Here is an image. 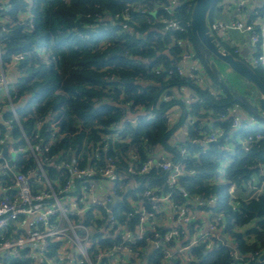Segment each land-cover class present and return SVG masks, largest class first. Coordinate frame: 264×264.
<instances>
[{
  "label": "trees",
  "instance_id": "1",
  "mask_svg": "<svg viewBox=\"0 0 264 264\" xmlns=\"http://www.w3.org/2000/svg\"><path fill=\"white\" fill-rule=\"evenodd\" d=\"M193 1L0 0L2 61L7 62L11 53H23L14 64L10 90L17 121L5 108L2 118L10 120L12 128L0 123V135L23 150L16 154L13 170L2 176V194L13 197V173L35 172L37 162L45 156H53V163L44 162L42 167L54 188L66 180L65 163L75 160L80 166L102 165L111 157L115 173L123 176L114 180L112 213L118 224L133 229L138 202L157 216L143 195L147 183L154 195L170 193L177 204L192 205L191 200L202 198L207 202L203 209L219 213L224 220L222 233L228 242L217 238L199 242L186 252V264H229L233 250L243 256L264 251V187L249 200L239 196L250 190L249 185L258 187L263 181L259 172L264 170V137L252 141L247 150L241 147L243 138L236 139L239 134L245 137L264 131V127L250 124L252 120H264L233 100L223 88L219 87L220 92L210 88V81L217 82L189 31ZM211 10L209 23L214 20ZM172 25L174 30L170 29ZM185 43L192 46L207 78L211 77L208 85L201 86L191 75L174 70ZM252 68L264 82V70ZM246 85L242 92L251 94L253 87ZM184 89L192 94L188 103L177 94ZM236 105L250 114L239 117L242 127L238 129L232 126L237 116L230 113ZM215 127L223 128V132L217 141L207 142ZM182 128L183 141L172 142L174 133ZM51 138L46 151L44 147ZM155 149L161 152L158 161L168 158L181 162L175 185H168L167 174L160 169L137 175L127 171L140 167ZM222 166L225 172L218 178ZM117 182L122 186L117 187ZM231 184L240 192L238 198L230 195ZM41 187L37 182L32 185L35 190ZM90 212L74 218L101 227L107 213L102 210L98 216ZM155 232L164 248H151V240L158 238ZM164 234L155 223L154 230L130 247L142 248L141 257H146L148 264H169V259L179 264L178 254L164 258L163 250L175 243L172 237L166 241ZM91 236L92 261L98 250L119 240L112 230L108 234L97 230ZM58 247V241L51 242L45 256L53 259ZM12 261L28 264L30 259ZM78 264L86 262L80 260ZM101 264L110 263L105 258Z\"/></svg>",
  "mask_w": 264,
  "mask_h": 264
},
{
  "label": "built area",
  "instance_id": "2",
  "mask_svg": "<svg viewBox=\"0 0 264 264\" xmlns=\"http://www.w3.org/2000/svg\"><path fill=\"white\" fill-rule=\"evenodd\" d=\"M227 1L230 3L236 2V8L241 12V9L252 0ZM260 1L262 5H258V7L263 8L262 12L254 11L252 16H246L247 18L245 17L244 19H214L209 23V26L216 34H226L234 30L248 34L253 51L245 58L252 63L253 67H261L264 70V0ZM175 28L174 25L170 26L171 30ZM233 50L235 53L239 52L236 48H233ZM22 55L23 53H11L9 60L4 62L0 54V122L8 129L12 128L11 121L3 119L2 112L8 109L11 111L12 117L17 121L10 90L12 88L14 64L22 58ZM187 67H189L188 72H186ZM174 70L179 74L191 75L194 81L201 86L208 85L206 72L202 64L195 58L193 48L188 43L184 44V50L174 64ZM156 72H159V69H156ZM232 126L236 129L242 127L237 117H233ZM222 132L223 128L215 127L206 141H217L218 136ZM263 137L264 131H257L255 134H248L245 137L239 134L236 139L240 140L243 138L240 142L241 147L247 150L252 141H257ZM2 142L3 139L0 136V144ZM50 142L45 145L44 150H48ZM10 146L8 148L9 152L7 151V154H9L8 159L2 155L0 148V264H14L13 259L25 260V258L30 259L28 264H53V259L45 256L46 251L51 242L66 236L69 231L72 233L70 240L74 243L79 258L75 264H78L80 260H84L86 264H101V261L105 258L110 264H129L131 261L143 258L141 257L142 248L131 249L130 246L141 240L147 232L154 230L156 218L154 214L148 212L144 206L138 208L136 215L141 227L139 232L134 235L129 233L130 230L126 228L125 224H118L116 217L112 213L114 206L113 197L116 192L115 185L102 198L91 196L92 199L88 206L82 207L77 202V198H84L87 194L92 195L94 187H98V190L102 191L105 180L116 184L114 180L118 181L123 178V176H118L115 173L116 165L111 157H107L102 165L89 164L80 166L75 160L65 163L66 180L62 185H57L54 188L46 178L42 167L44 162L50 161V163H53V156H45L42 161L37 162L35 172L27 174L13 173L14 194L13 197H10L1 193L3 189L1 184L2 176L4 173L13 170L15 156L23 150L21 148L16 149L13 145ZM28 148L34 154V150L29 144ZM180 151L186 153L184 148H181ZM8 160H10V164H8ZM151 168L160 169L167 174V183L172 186L175 185L178 175L181 174L182 165L180 161L171 162L168 158L158 161L156 157L151 155L140 167L128 168L127 171L130 174L137 175ZM224 172L225 169L222 166L219 174L222 176ZM97 176H100V178H96ZM34 182L41 184V189H33L32 185ZM117 183V187L122 186L120 182ZM249 188L251 194L245 200L255 197L262 189L260 186L251 185H249ZM77 190H80V194H78ZM229 193L232 197H235V185L231 184L229 186ZM143 195L146 197L150 208L155 211H157L161 201L168 200L171 205L176 223L173 224L170 230V236L165 235L164 239L167 241L172 237L177 241L184 238V243L181 242L176 250L172 251L170 248L163 250V256L166 260L177 254L188 252L192 246L202 241L211 242L217 238L222 242H228L227 237L222 233L224 220L219 213H209V211L203 209L207 202L202 198L196 197L194 201L191 200V203L193 202V204L202 207L201 209L205 212L206 219L196 220L192 218L191 205L186 202L177 204L170 193L154 195L152 188L146 183ZM72 196L76 199L73 200ZM209 204L212 205L213 200H210ZM102 210L107 213V217L104 224L98 228L86 224L83 220L77 221L74 218L76 215L81 216L88 211H93L95 215L100 216ZM198 221H201V223L199 224ZM97 230L105 234L112 230V234L117 236L119 240L109 248L98 250L95 260L92 261L89 246L92 245L93 241L91 235ZM154 236L158 238L151 240V248H164L162 246L163 242L159 238V233L155 232ZM256 256L254 254L243 256L233 250V259L229 264H249L247 259L253 261Z\"/></svg>",
  "mask_w": 264,
  "mask_h": 264
},
{
  "label": "crops",
  "instance_id": "3",
  "mask_svg": "<svg viewBox=\"0 0 264 264\" xmlns=\"http://www.w3.org/2000/svg\"><path fill=\"white\" fill-rule=\"evenodd\" d=\"M230 2L225 0L224 2L220 3L219 5H217V8L215 10V12L212 15V19H221V20H230V19H238L241 18V12L238 11V9H232L229 10L227 7L229 6ZM258 5H262V2L260 0H252L249 3H247L242 9L241 11L244 9L245 10V17L247 16H252L254 14V11H258L262 12L261 7H258ZM240 12V13H239ZM246 17V18H247ZM235 31V30H234ZM238 32L237 36L231 37L227 32V34H220L218 33L219 36H223V46H229V47H233L239 50V52L237 54H240L241 57H247L249 56L252 51H253V47L252 44L250 43L249 40V36L248 34L244 33V32ZM11 80V78H10ZM178 93V92H177ZM189 91L187 89H184L182 91V94L178 93V96H182L184 99H187L188 95H189ZM172 111L177 112V109L173 108ZM231 114H234L235 116L237 115V117L240 118H245V114L238 108L234 109L233 111L230 112ZM127 116H131V113H128ZM1 123V122H0ZM1 136V135H0ZM184 136V132H182V129L179 130L175 135H174V141H181V139ZM5 137V136H4ZM1 138L3 139V142H6V155L5 157L8 159V155L7 151L8 148H10L11 144L9 143L11 141V139L9 137L7 138H3L1 136ZM172 141V142H174ZM2 142V144H3ZM3 147L1 148V152H2ZM9 152V151H8ZM152 155L154 157H158L161 155V152L159 149H155L154 152H152ZM262 174H263V181L261 182V184L259 185L260 187H264V170L261 169ZM221 177V174H218V178ZM96 184V183H94ZM131 184V183H128ZM114 183L113 182H105V185L103 187V190L100 191L98 190V187H94L93 189V193L92 195L87 194L84 198H77V202L82 206H88L90 205L91 199L92 197H98V198H102L103 196H105L106 194H108V192H110V190L114 187ZM107 189V190H106ZM80 191V190H78ZM78 194H80V192H78ZM238 194H240V192H236L235 193V197L238 198ZM251 192H244L241 193V195H239L240 197H244L247 198L248 195H250ZM92 196V197H91ZM132 193L129 194V199H131ZM73 197V196H72ZM73 200H75L76 198H72ZM141 207L140 202H138L137 204V209L134 212V214H137L138 208ZM191 207V213H192V218L198 220V219H206L205 218V212H203V209H201L202 207L197 206L196 204H193L190 206ZM91 215H94L95 212H90ZM155 223L158 224L159 227L164 229V235L170 236V230L173 227V224L176 223V219L173 216V211L171 208V205L169 203L168 200H164L161 201L158 209H157V216L155 218ZM141 227V225H139L138 222H136V220H134V225H133V229H131V231H129V233L131 234H137L139 232V228ZM128 228V226L126 227ZM201 231V230H200ZM203 231V230H202ZM69 233V232H68ZM70 235L67 234L66 236L60 238L59 240H57L59 242V247L57 249V256H55L53 258V264H75V262H78V255H77V251L75 248L74 243L71 242L70 240ZM182 243H184V238L179 239V240H175V243L171 246L170 249H172V251L176 250V248L178 247V245H180ZM180 256V262L179 264H186V262L189 260V256L187 253H183V254H178ZM129 264H148L147 258L143 257V258H139L136 259L134 261H131V263ZM172 264V263H171Z\"/></svg>",
  "mask_w": 264,
  "mask_h": 264
},
{
  "label": "water",
  "instance_id": "4",
  "mask_svg": "<svg viewBox=\"0 0 264 264\" xmlns=\"http://www.w3.org/2000/svg\"><path fill=\"white\" fill-rule=\"evenodd\" d=\"M219 1H193L188 22L191 37L204 63L217 82V84H213L214 89L223 88L232 96L233 100L239 102L259 119L264 120V82L258 77L245 57H240L236 55L237 53L228 50L218 39L219 35L210 29L209 12ZM216 62L225 65L230 71L251 85L254 91L251 94L244 93L230 84ZM2 147L1 153L5 156L6 142H3ZM8 164H10V160H8ZM133 218L138 222L136 214H133ZM251 264H264V251L258 254Z\"/></svg>",
  "mask_w": 264,
  "mask_h": 264
},
{
  "label": "rangeland",
  "instance_id": "5",
  "mask_svg": "<svg viewBox=\"0 0 264 264\" xmlns=\"http://www.w3.org/2000/svg\"><path fill=\"white\" fill-rule=\"evenodd\" d=\"M225 0H220L218 3H217V5H219L220 3H222V2H224ZM236 7H237V3L236 2H233V3H230L229 4V6L227 7L229 10H232V9H236ZM215 10H216V8H215V6L213 7V9L211 10V15H213V13L215 12ZM241 18L242 19H244L245 18V10L243 9L242 11H241ZM227 34V33H226ZM231 37H234V36H237V34H238V32H236V31H229V33H228ZM227 34V35H228ZM218 39L223 43V39H224V37L223 36H218ZM229 48V50L232 52V53H235L234 52V50H233V47L231 48V47H228ZM236 55H238V56H240L241 57V55L240 54H236ZM248 62V61H247ZM249 64L252 66V63H250L249 62ZM187 65H189V64H187ZM203 66V65H202ZM188 70H189V67H187V69H186V72H188ZM220 70L222 71V73H223V75H224V77L226 78V80L230 83V84H232L233 86H235L237 89H239V90H245L246 88H247V85H246V83L244 82V81H242V79L239 77V76H237L235 73H233L232 71H230L225 65H220ZM209 77V76H208ZM207 80H212L211 79V77H209V78H206ZM209 85H210V88L213 90V91H219V89H217V90H215L214 89V86H213V82L212 81H210L209 82ZM220 92V91H219ZM178 94V93H177ZM170 96H168V98H169ZM188 98L187 99H185L186 100V102L188 103V101H190L191 99H192V94H189L188 96H187ZM237 106V105H236ZM236 106H234L232 109H231V111H233L234 109H236V108H238V106L236 107ZM241 109H243L242 107H240ZM139 111H141V112H143V109H140L139 108ZM244 114L246 113H248L249 114V112L247 111V110H245V109H243V111H242ZM138 113H140V112H137L136 114H138ZM136 114H134L135 116H136ZM170 115H169V117H171L172 116V112H170L169 113ZM234 115V114H233ZM250 115V114H249ZM248 115V116H249ZM131 116H133V114L131 113ZM154 116V115H153ZM152 116V117H153ZM237 116V115H236ZM238 119H239V117H237ZM249 121V120H248ZM250 124L251 125H254V126H257V127H264V121H256V120H252L251 122H250ZM57 129V128H56ZM179 131V130H178ZM178 131H176L175 133H174V135L178 132ZM182 132H184L183 131V128H182ZM185 134V133H184ZM240 135H242V134H240ZM184 137L185 136H183V138L181 139V141H183V139H184ZM53 139L51 138L49 141H52ZM172 141H174L173 139H172ZM180 140H179V142H181ZM175 143V142H174ZM197 154V153H196ZM260 170V169H259ZM261 171V170H260ZM262 172V171H261ZM264 172V171H263ZM260 173V172H259ZM105 182H107L106 180H105ZM105 182H103V184L105 185ZM107 190V189H106ZM77 193V192H76ZM75 193V194H76ZM69 235H72V233L69 231ZM172 263V260H170L169 259V264H171ZM66 264H67V262H66Z\"/></svg>",
  "mask_w": 264,
  "mask_h": 264
}]
</instances>
